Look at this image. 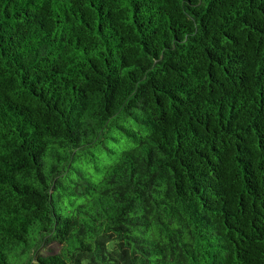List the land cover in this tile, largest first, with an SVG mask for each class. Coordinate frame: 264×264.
Here are the masks:
<instances>
[{
	"label": "trees",
	"instance_id": "16d2710c",
	"mask_svg": "<svg viewBox=\"0 0 264 264\" xmlns=\"http://www.w3.org/2000/svg\"><path fill=\"white\" fill-rule=\"evenodd\" d=\"M0 264H264V0H0Z\"/></svg>",
	"mask_w": 264,
	"mask_h": 264
},
{
	"label": "rangeland",
	"instance_id": "374dc122",
	"mask_svg": "<svg viewBox=\"0 0 264 264\" xmlns=\"http://www.w3.org/2000/svg\"><path fill=\"white\" fill-rule=\"evenodd\" d=\"M58 252V246L54 243L48 244L41 250V254L49 255V254H56Z\"/></svg>",
	"mask_w": 264,
	"mask_h": 264
}]
</instances>
